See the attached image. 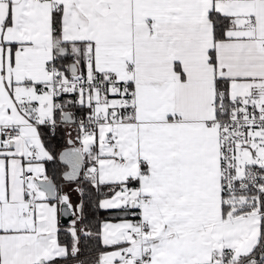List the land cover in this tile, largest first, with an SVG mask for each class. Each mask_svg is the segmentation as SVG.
<instances>
[{
	"label": "snow or ice",
	"instance_id": "6c2138e0",
	"mask_svg": "<svg viewBox=\"0 0 264 264\" xmlns=\"http://www.w3.org/2000/svg\"><path fill=\"white\" fill-rule=\"evenodd\" d=\"M0 264H264V0H0Z\"/></svg>",
	"mask_w": 264,
	"mask_h": 264
}]
</instances>
